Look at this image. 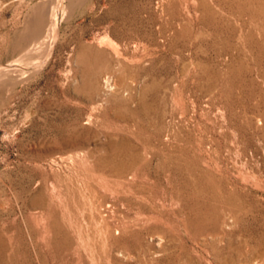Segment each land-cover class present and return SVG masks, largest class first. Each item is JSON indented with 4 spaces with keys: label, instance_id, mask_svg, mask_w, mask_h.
Wrapping results in <instances>:
<instances>
[{
    "label": "rangeland",
    "instance_id": "rangeland-1",
    "mask_svg": "<svg viewBox=\"0 0 264 264\" xmlns=\"http://www.w3.org/2000/svg\"><path fill=\"white\" fill-rule=\"evenodd\" d=\"M0 67V264H264V0H0Z\"/></svg>",
    "mask_w": 264,
    "mask_h": 264
},
{
    "label": "bare ground",
    "instance_id": "bare-ground-1",
    "mask_svg": "<svg viewBox=\"0 0 264 264\" xmlns=\"http://www.w3.org/2000/svg\"><path fill=\"white\" fill-rule=\"evenodd\" d=\"M61 1V0H60ZM59 3L58 2V5L55 4V6L53 5V7H51L50 9V12L49 14L51 13V16L52 15H55V13L57 11H59ZM48 17V16H47ZM45 19H44V16L42 14V10L40 9L37 13H36V16H35V19L33 21V31H31L30 33V39L32 41H35V39L37 37H39V33H40V30L42 28V25L44 23ZM58 20L57 19H53V23H51L50 26V30H49V37H51V42L54 43V40L56 38V22ZM51 22V21H50ZM45 27V26H44ZM28 36V35H27ZM26 37V36H25ZM50 39V38H49ZM27 40V39H26ZM29 41V40H28ZM49 41V40H48ZM26 42V41H25ZM30 42V41H29ZM41 42V41H40ZM50 42V41H49ZM37 43V42H36ZM27 44V43H26ZM23 45V44H22ZM26 46V45H25ZM46 51V50H45ZM50 51V50H49ZM44 54V53H43ZM6 73V68L5 67H0V76L3 74V73ZM5 80V79H4Z\"/></svg>",
    "mask_w": 264,
    "mask_h": 264
}]
</instances>
